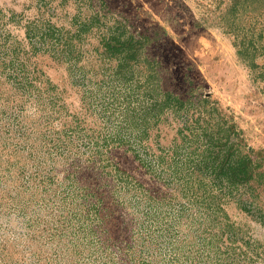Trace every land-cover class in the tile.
I'll list each match as a JSON object with an SVG mask.
<instances>
[{
	"label": "rangeland",
	"instance_id": "374dc122",
	"mask_svg": "<svg viewBox=\"0 0 264 264\" xmlns=\"http://www.w3.org/2000/svg\"><path fill=\"white\" fill-rule=\"evenodd\" d=\"M0 264H264V0H0Z\"/></svg>",
	"mask_w": 264,
	"mask_h": 264
},
{
	"label": "trees",
	"instance_id": "16d2710c",
	"mask_svg": "<svg viewBox=\"0 0 264 264\" xmlns=\"http://www.w3.org/2000/svg\"><path fill=\"white\" fill-rule=\"evenodd\" d=\"M230 130L231 129H229V133L231 132ZM244 157L249 158V155L246 154ZM249 163L250 159L239 160L234 166H232V169L242 171L245 175H247Z\"/></svg>",
	"mask_w": 264,
	"mask_h": 264
}]
</instances>
